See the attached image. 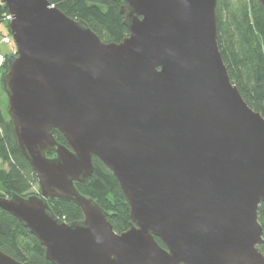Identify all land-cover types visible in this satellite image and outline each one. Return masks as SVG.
I'll list each match as a JSON object with an SVG mask.
<instances>
[{"label": "water", "instance_id": "obj_1", "mask_svg": "<svg viewBox=\"0 0 264 264\" xmlns=\"http://www.w3.org/2000/svg\"><path fill=\"white\" fill-rule=\"evenodd\" d=\"M3 1L16 50L1 79L6 113L39 191L0 196V210L31 232L45 259L264 264V117L230 81L217 0H123L128 36L117 44L48 0ZM92 157L126 198L125 232L74 186L88 183ZM49 199L73 202L82 221L59 220ZM0 264L24 263L0 250Z\"/></svg>", "mask_w": 264, "mask_h": 264}, {"label": "trees", "instance_id": "obj_2", "mask_svg": "<svg viewBox=\"0 0 264 264\" xmlns=\"http://www.w3.org/2000/svg\"><path fill=\"white\" fill-rule=\"evenodd\" d=\"M70 18L82 21L103 43H120L128 36L119 8L123 0H48ZM8 10L0 0V23L8 24ZM219 52L230 81L246 105L264 117V13L259 0H217L215 6ZM8 29V26H7ZM9 31V29H8ZM9 33V32H8ZM1 54V53H0ZM11 55V54H10ZM1 70L6 73V59ZM4 94V93H3ZM5 95V94H4ZM0 105V196L38 195V184L32 167L23 157L14 134V125ZM55 140L66 145L58 130ZM52 156V155H51ZM93 172L87 184H74L79 194L92 199L102 210L116 233L129 229V206L117 179L96 157H92ZM39 190V189H38ZM52 214L68 224L82 221V211L73 202L49 199ZM257 220L262 227L258 246L264 254V202L258 207ZM156 241L164 247L159 238ZM0 250L24 264H52L45 259L43 246L8 212L0 210Z\"/></svg>", "mask_w": 264, "mask_h": 264}, {"label": "rangeland", "instance_id": "obj_3", "mask_svg": "<svg viewBox=\"0 0 264 264\" xmlns=\"http://www.w3.org/2000/svg\"><path fill=\"white\" fill-rule=\"evenodd\" d=\"M9 15V13H8ZM10 21V20H9ZM8 22V20H7ZM9 23V22H8ZM7 26L8 24H5V23H0V30L2 31L3 34H10V32L8 31L7 29ZM9 32V33H8ZM11 35V34H10ZM0 39H1V35H0ZM15 47V46H14ZM0 53L5 56V55H10L11 53L13 54V52L11 51V48H9L8 46L4 45L1 40H0ZM3 73H4V70H0V105L2 107H4V103H5V95L3 94V91H2V83H1V79H2V76H3ZM33 191L35 193H38V189H37V185H35L33 187ZM0 194H3V190L0 189Z\"/></svg>", "mask_w": 264, "mask_h": 264}, {"label": "built area", "instance_id": "obj_4", "mask_svg": "<svg viewBox=\"0 0 264 264\" xmlns=\"http://www.w3.org/2000/svg\"><path fill=\"white\" fill-rule=\"evenodd\" d=\"M5 19L6 20H8V22H9V20H10V15H7L6 17H5ZM0 35H1V42L4 44V45H6V46H8L9 48H11V51L13 52V53H15L16 52V50H15V45H14V41L12 40V38H11V35L10 34H3L2 33V31L0 30ZM3 65H4V56L2 55V54H0V69L3 67Z\"/></svg>", "mask_w": 264, "mask_h": 264}]
</instances>
